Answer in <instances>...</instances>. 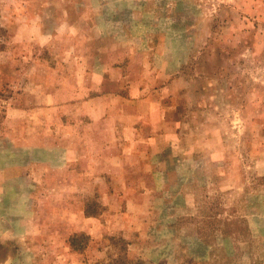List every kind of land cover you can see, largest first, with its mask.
I'll use <instances>...</instances> for the list:
<instances>
[{
    "label": "rangeland",
    "instance_id": "obj_1",
    "mask_svg": "<svg viewBox=\"0 0 264 264\" xmlns=\"http://www.w3.org/2000/svg\"><path fill=\"white\" fill-rule=\"evenodd\" d=\"M69 42L75 60L59 68L75 84L94 68L82 60L116 61L125 82L106 88L159 102L144 160L157 175L119 170L112 187L150 190L129 204L94 177L74 195L0 193V264H264V0H0V168L34 176L61 158L34 132L53 139V66ZM8 105L36 110L7 118Z\"/></svg>",
    "mask_w": 264,
    "mask_h": 264
},
{
    "label": "crops",
    "instance_id": "obj_2",
    "mask_svg": "<svg viewBox=\"0 0 264 264\" xmlns=\"http://www.w3.org/2000/svg\"><path fill=\"white\" fill-rule=\"evenodd\" d=\"M68 44L69 46L63 47L61 45L59 60H56L53 66V106L49 107V110L53 108V139L45 141L46 138L40 136L39 131L42 130L40 128L36 129L35 135L33 134L40 146L53 144V148L60 147L61 158L56 163L53 161L55 166H49L45 172H37L34 176L24 166L17 167L11 172L7 167H1L0 193L31 195L56 192L74 195L87 192L85 184L94 177L98 182L99 193L125 194L123 199L129 204L130 195H144L150 190L144 184L137 183L140 187L130 191V185L125 181L122 184L124 189L117 190V185L112 187L113 184H118L115 178H127L125 172L119 170L126 171L131 161L137 171L142 170V174H137L138 178L145 181V177L157 175L154 171L145 174L144 160L145 158L149 160L148 155L156 151L157 142L153 134L155 125L164 121V112L159 102L146 96L144 89L140 91L137 87L136 91L135 86L132 85L124 92L121 89L106 88L112 80L116 84L119 83V88L125 82L126 76L123 75L121 66L116 61L106 68V63L99 58L95 64L82 60L81 64L91 65L94 68L87 72L84 70L79 76L83 81L79 80L81 83L75 84V77L71 75L73 73L69 72L68 75L66 71L68 69L59 68V62L63 60L67 63L75 60L67 55L70 47H75V43ZM99 66L103 67L99 68ZM105 72L109 73V78H104ZM32 110L36 109L8 105L5 112L6 117L9 118L11 113L26 114L27 111ZM9 142H14L16 145L15 139ZM139 164H143L144 167L138 170ZM106 177L112 179L111 188L105 185ZM36 178L42 180L35 182ZM43 179L49 180L48 186H45L46 182ZM11 185L16 187H9ZM71 200L69 199V204L60 205V210L74 208ZM81 216L85 222L90 220L96 224L101 222L99 216L90 218L83 213Z\"/></svg>",
    "mask_w": 264,
    "mask_h": 264
}]
</instances>
